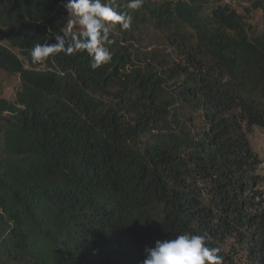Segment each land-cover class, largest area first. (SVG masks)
<instances>
[{
  "label": "trees",
  "instance_id": "16d2710c",
  "mask_svg": "<svg viewBox=\"0 0 264 264\" xmlns=\"http://www.w3.org/2000/svg\"><path fill=\"white\" fill-rule=\"evenodd\" d=\"M239 1L144 0L93 70L83 51L32 61L64 33L65 0H0V71L20 81L0 98V264H143L183 233L210 236L224 264H264L247 140L264 131V0H241L261 33ZM148 28L177 61L136 50Z\"/></svg>",
  "mask_w": 264,
  "mask_h": 264
},
{
  "label": "clouds",
  "instance_id": "9594fccd",
  "mask_svg": "<svg viewBox=\"0 0 264 264\" xmlns=\"http://www.w3.org/2000/svg\"><path fill=\"white\" fill-rule=\"evenodd\" d=\"M144 0H127L124 5L128 12H121L112 0H65L63 8L74 19H69L67 30L55 34L53 43H36L30 50L34 63L47 61L50 57L63 53L72 55L86 52L90 57V67L95 70L112 60L110 45L111 28L119 25L128 30L133 21L131 12L140 9ZM78 25L79 30L73 31ZM211 237L207 234L183 233L174 239L157 240L154 247L144 249L143 264H224L220 249L211 247Z\"/></svg>",
  "mask_w": 264,
  "mask_h": 264
},
{
  "label": "rangeland",
  "instance_id": "374dc122",
  "mask_svg": "<svg viewBox=\"0 0 264 264\" xmlns=\"http://www.w3.org/2000/svg\"><path fill=\"white\" fill-rule=\"evenodd\" d=\"M157 1V0H154ZM235 9L241 14H246V9L251 10L247 3L239 1L235 4ZM250 15H246V19L249 23L256 27L257 33H261L262 30V14L260 10H251ZM70 19H74L70 16ZM68 28V21L64 26V32ZM79 26L74 25L73 31H78ZM136 50L142 52L144 55L154 52L156 56H166L172 60H176L174 55L168 49L162 33L154 29H145L137 42L134 44ZM15 52V51H14ZM177 61V60H176ZM20 88V81L18 76L8 75L3 71H0V98L9 102H13L16 92ZM178 114H183L184 118H189L190 123L194 126H198L200 118L197 113L193 112L190 108L177 110ZM247 140L252 150L257 154L260 160V166L258 169V175L261 177L260 185L257 186L256 191L262 196L263 202L262 208L264 209V131L259 128H251L247 133Z\"/></svg>",
  "mask_w": 264,
  "mask_h": 264
},
{
  "label": "built area",
  "instance_id": "2783aa9c",
  "mask_svg": "<svg viewBox=\"0 0 264 264\" xmlns=\"http://www.w3.org/2000/svg\"><path fill=\"white\" fill-rule=\"evenodd\" d=\"M231 0H224V3L229 4Z\"/></svg>",
  "mask_w": 264,
  "mask_h": 264
}]
</instances>
